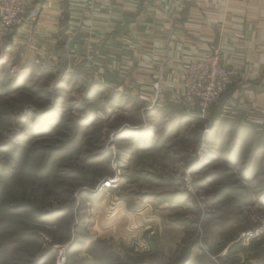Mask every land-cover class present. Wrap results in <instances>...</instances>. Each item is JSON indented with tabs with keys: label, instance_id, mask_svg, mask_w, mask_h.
<instances>
[{
	"label": "rangeland",
	"instance_id": "obj_1",
	"mask_svg": "<svg viewBox=\"0 0 264 264\" xmlns=\"http://www.w3.org/2000/svg\"><path fill=\"white\" fill-rule=\"evenodd\" d=\"M62 37L38 65L0 48V264H240L264 241L247 237L264 226V122L231 92L206 118L120 95Z\"/></svg>",
	"mask_w": 264,
	"mask_h": 264
},
{
	"label": "crops",
	"instance_id": "obj_2",
	"mask_svg": "<svg viewBox=\"0 0 264 264\" xmlns=\"http://www.w3.org/2000/svg\"><path fill=\"white\" fill-rule=\"evenodd\" d=\"M24 2L30 10L41 9L42 16L1 43L10 57L21 53L37 65L58 60L64 30L73 64L82 66L94 53L96 60L88 65L93 75L116 84L120 95L160 108L183 92L186 69L213 44L234 74L226 104L264 122V0H113L100 1L92 11L85 0ZM160 78L164 93L157 102L154 84ZM253 242L243 244L234 260L264 264V241Z\"/></svg>",
	"mask_w": 264,
	"mask_h": 264
},
{
	"label": "built area",
	"instance_id": "obj_3",
	"mask_svg": "<svg viewBox=\"0 0 264 264\" xmlns=\"http://www.w3.org/2000/svg\"><path fill=\"white\" fill-rule=\"evenodd\" d=\"M100 1L113 0H85V6L92 11ZM41 16V9L30 10L24 0H0V38H9L13 31L25 22L37 24ZM222 59V49L210 44L206 52L186 69L183 92L180 95L173 94V101L183 106L189 114L195 111L201 118L208 117L213 108L231 92L233 86L234 74L223 64ZM85 60L93 63L96 55L90 53L85 56ZM162 79L154 84V96L157 102L164 93ZM114 184L113 180L107 181L104 187L112 188ZM263 234L264 226L252 229L247 237L256 238Z\"/></svg>",
	"mask_w": 264,
	"mask_h": 264
}]
</instances>
